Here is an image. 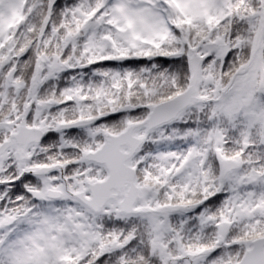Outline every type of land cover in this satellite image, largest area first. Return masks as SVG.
<instances>
[{
    "label": "snow or ice",
    "instance_id": "1",
    "mask_svg": "<svg viewBox=\"0 0 264 264\" xmlns=\"http://www.w3.org/2000/svg\"><path fill=\"white\" fill-rule=\"evenodd\" d=\"M0 264H264V0H0Z\"/></svg>",
    "mask_w": 264,
    "mask_h": 264
}]
</instances>
